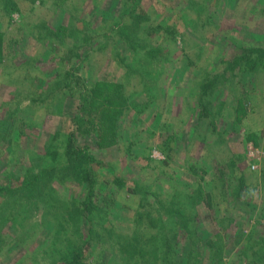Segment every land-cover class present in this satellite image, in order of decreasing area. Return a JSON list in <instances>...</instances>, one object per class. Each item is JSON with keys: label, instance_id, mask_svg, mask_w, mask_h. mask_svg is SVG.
Wrapping results in <instances>:
<instances>
[{"label": "rangeland", "instance_id": "obj_1", "mask_svg": "<svg viewBox=\"0 0 264 264\" xmlns=\"http://www.w3.org/2000/svg\"><path fill=\"white\" fill-rule=\"evenodd\" d=\"M0 36V264H63L73 247L134 264L138 216L179 234L158 264L195 261L193 248L207 264V237L218 264H264V0H0ZM73 130L97 158L91 208L58 161ZM114 179L152 196L113 194ZM198 189L213 204L185 202L188 240L164 208Z\"/></svg>", "mask_w": 264, "mask_h": 264}, {"label": "trees", "instance_id": "obj_2", "mask_svg": "<svg viewBox=\"0 0 264 264\" xmlns=\"http://www.w3.org/2000/svg\"><path fill=\"white\" fill-rule=\"evenodd\" d=\"M208 22L212 23L213 22V18L209 17L208 18ZM156 30H160L161 32H164V34H171L172 30L170 27H165V26H158L156 28ZM84 42L86 43V40H84ZM134 42H132L131 44V48L136 49L137 47L134 46L133 44ZM3 53V42H2V38L0 36V58L2 56ZM79 83V82H78ZM75 125H78V123L73 120L72 122ZM76 135H75V131H71L70 133H68L66 135V139H64V147L62 152L59 155L58 161H65L67 164H70V167H73L76 165V171L78 174V177L87 184V187L90 189L93 188V186L95 184H97L96 182V169L95 166L93 165V163L95 161H97L96 156L90 151L89 148L87 147H79L76 144ZM43 180H45L44 174H40L39 176H34L31 175L30 177H28V180L30 182V187L32 188V192L30 193V200L35 198V196L33 195V191L34 190H39L41 189L39 185L40 182H43ZM263 182H264V171H263ZM111 186H114L116 189V191L113 194H116L119 189H126L127 192L132 193V195L134 193L139 194L144 192V196L143 198H148L149 196H152V194L148 191L142 190L141 186L135 185V187H131L127 185L126 181L120 180V179H114L113 182H110ZM141 188V189H139ZM121 191V190H120ZM93 192L91 191L88 193L89 195V200L90 201H85V204L89 205L90 204V208L92 207V199L96 198L99 199L98 197H93ZM112 193H110L109 195H112ZM135 195V194H134ZM101 200H102V206H107L109 205V202L111 201V197L109 196H100ZM176 197V196H175ZM213 193L207 192L204 189H198V190H192V191H187L185 196L183 197H177L176 199H174V202L172 203L171 207H165L164 209L166 210V214L171 217L174 218L172 219L175 220L177 219L178 223H179V227L183 230L184 232V236L185 238H187L188 240L191 239L190 237H192V231H191V227L186 224L185 222L181 221L182 218L185 217V213H184V209H185V202H187L188 205H195V206H199V205H205L207 207H211L213 204ZM87 200V199H86ZM89 210V208H88ZM87 209H82L80 207H74V214L75 216L72 218L73 220H77L80 216H86L88 217V212ZM72 214V212H70V215ZM63 218L61 217L60 223L61 226L59 228V230L61 231V229H63L64 226H62V222H63ZM76 218V219H74ZM144 221L141 218V216H138L135 219L134 225L132 227V231H131V236L127 242V244L125 245V249L128 250V253L131 254V259L133 262H135L134 264H158L159 262V247L158 245L160 244V242H163L164 244H168L170 247L172 246H176L178 247V237L179 234L177 232L175 233H171L170 228L167 225H163L166 226L164 229L166 230L165 232H163V239L158 237L157 233H154L155 230L152 226L150 225H144ZM98 227V226H97ZM103 230V229H102ZM59 231V233H61ZM169 231V232H167ZM244 232V231H243ZM93 233H96V235L98 236V238L101 240L102 239V235H99L95 229H92V227H90L89 229V235L91 236ZM103 233V232H102ZM239 234H241L242 236V230L239 231ZM148 235V238H147ZM157 238H159L160 240L157 241ZM149 244L151 246H149ZM206 246V247H210L211 250L209 248H207L208 252H209V261L207 262V264H218V262L216 261V257L218 256L215 255L216 252H212L213 250L216 251L215 247L216 244H214V241L211 240L210 237H207V239H205L204 243L202 244V246ZM151 247V248H150ZM195 257V261H188L187 264H200V261L198 262V258L199 256V252L197 249L193 248L192 251L190 253H188V257ZM63 264H89L86 261V256H85V252L83 250L82 247H73L69 256L65 257ZM170 264V263H168ZM254 264H258V261L256 260L254 262Z\"/></svg>", "mask_w": 264, "mask_h": 264}]
</instances>
